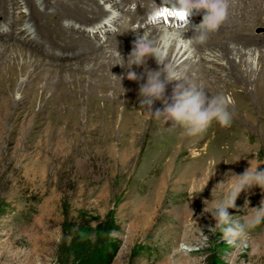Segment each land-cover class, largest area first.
Here are the masks:
<instances>
[{
  "label": "rangeland",
  "instance_id": "obj_1",
  "mask_svg": "<svg viewBox=\"0 0 264 264\" xmlns=\"http://www.w3.org/2000/svg\"><path fill=\"white\" fill-rule=\"evenodd\" d=\"M52 2L60 8L58 0ZM23 6L7 10L17 15L27 12ZM49 17L41 21L52 30ZM250 28L245 24L236 31L251 33L246 32ZM54 29L40 32L57 42L48 38L47 44L60 48V41H68ZM112 36L123 44L129 41L123 34ZM6 38L0 44L18 42ZM24 48L35 50L39 62L11 50L0 53V264H63L76 231L81 239L93 235L98 245L110 239L116 251L110 264H226L229 254L232 264H264V223L250 232L247 249H233L219 230L208 231L215 221L204 212L205 205L211 210L227 193L233 174L250 165L264 170L263 46L247 50L249 66L232 60L238 75L246 74L244 80L230 72L231 62L221 56V48L217 53L202 49L207 64L197 72L180 71L208 95L223 94L234 101L231 127L213 123L195 137L184 135L180 127L170 128L172 121L149 118L139 109L137 95L119 90L120 61L102 67L89 60L84 68L77 65L79 57L55 60L33 46ZM106 49L107 57L115 53L119 59L128 51L120 55ZM176 83L166 85L153 111L163 110L165 101L172 103ZM246 198L250 208L257 207L264 192L259 187L242 192L236 207L228 210L233 218L250 213ZM103 225L111 231L101 230Z\"/></svg>",
  "mask_w": 264,
  "mask_h": 264
},
{
  "label": "clouds",
  "instance_id": "obj_2",
  "mask_svg": "<svg viewBox=\"0 0 264 264\" xmlns=\"http://www.w3.org/2000/svg\"><path fill=\"white\" fill-rule=\"evenodd\" d=\"M171 4L183 17L187 27L184 31H173L170 39L178 40L185 48L205 44L209 35L218 31L228 18V0H171ZM158 12L159 9H155L152 15L156 16ZM201 13L203 15L199 24L189 21V17ZM188 31H192L193 35L183 39L182 33ZM148 57L155 58L157 65L161 66L159 70L146 69L141 75L130 70L127 78L139 83L146 77L144 83H139L138 97L139 109H142L149 118H155L163 123L172 121L170 128L180 127L184 130L183 134L189 137L202 135L213 123L222 128L231 127L233 113L230 106L234 101L230 97L223 94L208 95L203 87L188 83L186 78L173 68L161 47L136 35L127 59L128 68L131 69L133 65L137 67L145 65ZM172 81L178 82L173 88L172 103L165 101L166 106L163 110L153 111L154 103L163 99L166 85ZM233 179L236 183L231 184ZM221 183L225 182L218 184ZM226 183L230 184L229 190L213 202L212 209L208 210L205 205L204 212L210 213L215 221L214 227H209L208 231L214 234L219 230L222 240L233 249H247L250 232L264 223V199H261L259 206L250 208V200L246 198L244 205L251 211L240 218H233L228 210L236 207V200L242 192H247L253 187H259L261 192H264V170H258V167L253 170L250 165L242 174H233ZM226 264H232L231 254L226 259Z\"/></svg>",
  "mask_w": 264,
  "mask_h": 264
},
{
  "label": "bare ground",
  "instance_id": "obj_3",
  "mask_svg": "<svg viewBox=\"0 0 264 264\" xmlns=\"http://www.w3.org/2000/svg\"><path fill=\"white\" fill-rule=\"evenodd\" d=\"M91 1V5L88 8H84L82 6V3L84 2H88ZM0 2H2L1 6H5L6 9L8 8H16L18 6L25 5L27 7V9L29 10V12H31L33 15L37 16L39 19H35L37 22L44 20V18H42L41 14L38 12V9L35 5V0H22V2H20V0H8V2L0 0ZM58 4H59V9L60 11H63V13H61L62 16H71L73 18H80L83 20H93V19H97L99 18L100 20H105V21H109L110 19L111 22H113L111 24V26L113 27V25H118V23H115L114 21L116 20V15L119 12H115V11H120V7L118 5V3L115 0H58ZM101 2H104V4ZM66 4V6L64 5ZM107 4L110 5V9H108ZM61 5V6H60ZM58 8V7H57ZM257 14V13H256ZM112 17V18H111ZM257 18H259V15L257 17H254V20H256ZM202 20L201 16H198V18L196 17L194 22L195 24H199ZM42 23V24H41ZM39 25L40 30L43 29V31H45L46 33H52L53 29H47L44 28V21H41ZM258 20L252 23V28H250L248 31H255L257 29H254L255 26H258ZM43 26V27H42ZM56 29H54L55 31H58V33L60 32V34H62L64 36V38L66 39V41L68 42H63L62 44H59L60 48H62V50H67L68 52H72L74 54L77 55V57H79V61L77 63V65H82L81 67H84L83 65L89 61V60H98L99 64H103L102 67H105L104 65H106L105 63L111 64V62H118L120 61L121 64V68L120 69V78H117V82L116 85L119 87L120 85V89H125L126 94L128 96L130 95H137L138 96V92H139V83H144L146 80H141L139 81V83L137 81H133V80H129L127 78V73L131 70L136 72L138 75L144 74L145 70H152V71H156L159 70V68L161 66L157 65L156 60L154 57H148L146 64L140 67H137L135 65L132 66L131 69L128 68L127 66V59H128V55L132 49L133 46V42L136 39V35L131 34L130 32H125L123 37H129V41L125 44H123L121 42V39L116 38L114 36H112V34H110L108 39H112L113 38V43H111V45L109 46L110 49H113V51L117 50L119 51L118 54H120V52L122 51H126V49H128L127 52H122V54H124V56L117 58V56L115 55V53L110 54V57H107L108 55H106L108 52H110V50L104 49L100 44L95 43L93 41H90L89 39H87L86 37L79 35L78 32H72L70 30H68L67 28H65L64 26H56ZM111 28V27H110ZM146 28V27H145ZM260 28V27H259ZM118 29H121L118 28ZM150 30H148L147 32H139L137 34V36H142V37H146L145 39L152 41L156 46H159L163 49V51L166 53L168 60L171 62L173 68L180 72L185 69H187L188 71L192 72H197V69H201L204 68L206 64L204 63V55L206 53H202V45H194L188 48H185L183 45H181L179 43L178 40H173L170 39V35L173 32V30L168 29L166 26H162V27H150ZM177 29H175L176 31ZM242 30V28H241ZM178 31H184V30H178ZM247 31V30H246ZM261 31V30H258ZM189 32L192 33V31H188V32H184L182 33V38L183 39H188L189 37ZM241 32V31H240ZM124 33V32H122ZM120 33V34H122ZM13 38V37H12ZM116 38V39H115ZM48 40V37L45 38V40ZM14 41H18L16 43H11L9 45L5 44V43H1L0 44V53H5L6 51H13L14 53L18 54L19 56L22 57H26L29 58L30 60L34 61V62H39L38 59H35V57L37 58L39 55L35 50L32 49H25L24 45L26 46H33L36 49H39L40 51H42V47L41 46H34L32 44L26 43L21 41L22 39L20 38V40L18 39H12ZM49 41V40H48ZM249 43H246L244 47H237L239 45L233 44L231 42H226V41H222L219 43H214L213 45H211L208 49L209 51L214 52L216 49L221 48L222 51V57L228 58L231 62L230 65V72H232L233 74H236L237 76H239L240 79H243L246 77V74H239L238 75V65H236L235 61L232 60H241L242 63H247L248 62V51H253V50H257L260 47H264V43H261L259 46H252L254 44V41L249 40ZM21 43V44H20ZM50 45V43H48ZM64 45V46H63ZM127 45L126 49H123L124 46ZM236 45V46H235ZM252 47V48H250ZM59 48V49H60ZM250 48V49H249ZM90 49V50H88ZM100 49V50H99ZM261 50V49H259ZM258 50V51H259ZM263 50V48H262ZM98 51V52H97ZM216 52V51H215ZM94 53V54H93ZM217 53V52H216ZM219 53V52H218ZM253 54V52H251ZM258 53V52H257ZM261 53V52H260ZM259 53V54H260ZM117 54V52H116ZM117 54V55H118ZM210 54V53H209ZM220 54V53H219ZM121 55V54H120ZM216 56V55H214ZM260 56V55H257ZM252 57V55L250 56V58ZM34 58V59H33ZM221 58V57H220ZM260 58V57H259ZM40 59V58H39ZM252 59V58H251ZM254 59V58H253ZM29 60V61H30ZM41 60V59H40ZM211 60V59H210ZM222 61V59H219ZM250 60V59H249ZM23 61V59H22ZM42 61H45L48 65H53V66H58L55 62H48L45 59H43ZM213 61V60H212ZM90 62V61H89ZM235 62V63H234ZM253 62V60L251 61ZM88 63V62H87ZM86 63V64H87ZM97 63V62H96ZM228 63V62H227ZM264 63V62H263ZM221 64V63H220ZM24 66L26 64H23ZM29 65V64H28ZM62 65V64H61ZM112 65V64H111ZM215 65V63H214ZM224 65V63H223ZM241 65V64H240ZM248 65V63H247ZM47 66V65H46ZM64 66V65H63ZM220 66V65H219ZM227 66V65H226ZM225 66V67H226ZM249 66V65H248ZM43 67V66H42ZM87 67V66H86ZM115 67V65H114ZM212 67V66H211ZM223 67V68H225ZM255 67V66H254ZM258 67V66H257ZM264 67V66H263ZM51 68V67H50ZM70 68V67H69ZM85 68V67H84ZM108 68V67H107ZM247 68V67H246ZM18 69V68H17ZM26 69V68H25ZM60 69V67H59ZM66 69V68H65ZM90 69V68H89ZM103 69V68H102ZM208 69V67L206 68ZM226 69V68H225ZM243 69V68H242ZM67 70V69H66ZM204 70V69H203ZM219 70V69H218ZM217 70V71H218ZM224 70V69H223ZM228 70V71H229ZM253 70V69H252ZM259 70V69H258ZM117 71V70H115ZM186 71V70H185ZM209 71V70H208ZM76 72V71H75ZM85 72V71H84ZM204 72V71H203ZM219 72V71H218ZM245 72V71H244ZM252 72V71H251ZM87 73V72H86ZM104 73V72H103ZM111 73V72H110ZM190 73V72H189ZM188 73V74H189ZM223 73V72H222ZM242 73V72H240ZM247 73V72H246ZM83 74V73H82ZM92 74V73H91ZM116 74V73H114ZM200 74V73H199ZM208 74V73H207ZM227 74V73H226ZM256 74V73H255ZM98 75V74H97ZM106 75V74H105ZM204 75V74H203ZM209 75V74H208ZM252 75V74H251ZM261 75V74H260ZM17 76V75H16ZM96 76V75H95ZM184 76V75H182ZM193 76V75H192ZM196 76V73H195ZM194 76V77H195ZM210 76V75H209ZM215 76V75H214ZM250 76V75H249ZM259 76V75H258ZM193 77V78H194ZM202 77V76H201ZM116 78V77H115ZM163 78V77H162ZM192 78V77H191ZM197 78H199L197 76ZM204 78V76H203ZM201 78V79H203ZM207 78V77H206ZM211 78V77H210ZM251 78V77H250ZM214 79V78H213ZM195 81V79H192ZM237 80V79H236ZM68 81V80H66ZM190 81V80H189ZM250 81V80H249ZM252 81V79H251ZM8 82V81H7ZM12 82V81H11ZM62 82V81H61ZM173 82V81H172ZM177 82V81H175ZM192 82V81H191ZM196 82V81H195ZM198 82V81H197ZM196 82V83H197ZM210 81H208L209 83ZM221 82V81H220ZM247 82V81H246ZM178 83V82H177ZM242 83V82H241ZM194 84V83H192ZM198 84V83H197ZM240 84V83H238ZM247 84V83H246ZM16 85V84H15ZM64 85V84H63ZM114 85V84H113ZM176 85V84H175ZM200 85V84H199ZM223 85V83H222ZM257 85V84H256ZM60 86V85H59ZM198 86V85H196ZM204 86V85H203ZM224 86V85H223ZM240 86V85H239ZM238 86V87H239ZM199 87V86H198ZM234 87V86H233ZM264 87V86H263ZM61 88V87H60ZM59 88V89H60ZM63 88V87H62ZM227 89V88H226ZM229 89V88H228ZM257 89V88H256ZM263 89V88H262ZM29 91V90H28ZM68 91V90H67ZM237 91V90H236ZM53 92V91H52ZM112 92V91H111ZM121 93V91H119ZM233 92V91H232ZM231 92V93H232ZM68 93V92H67ZM166 93V92H165ZM164 93V94H165ZM61 94V93H60ZM209 94V93H208ZM217 94V92H216ZM237 94V92L235 93ZM66 95V94H65ZM246 95V94H245ZM136 96V97H137ZM124 97V96H123ZM32 99V98H31ZM130 99V97H129ZM235 99V98H234ZM43 100V99H42ZM60 100V99H59ZM137 100V99H136ZM165 100V99H164ZM42 102V101H41ZM129 102V101H128ZM134 102V101H133ZM170 102V101H169ZM168 102V103H169ZM156 103V102H155ZM162 103V102H161ZM158 104V103H157ZM157 106V105H156ZM158 108V107H157ZM131 109V108H130ZM245 110V108H244ZM144 112V111H143ZM156 123V122H155ZM162 123V122H159ZM158 123V124H159ZM161 125V124H159ZM158 125V126H159ZM170 125V124H169ZM236 126V125H235ZM154 129V128H153Z\"/></svg>",
  "mask_w": 264,
  "mask_h": 264
},
{
  "label": "trees",
  "instance_id": "obj_4",
  "mask_svg": "<svg viewBox=\"0 0 264 264\" xmlns=\"http://www.w3.org/2000/svg\"><path fill=\"white\" fill-rule=\"evenodd\" d=\"M101 230L111 231V228L103 225L101 226ZM77 233L78 231L75 232L74 239L69 242L68 254L70 258L62 259L63 264H72L77 261L82 264H110L112 262L116 251L110 239L98 245L99 241L93 235H89L88 233L85 239H81ZM91 254L99 255V257H91Z\"/></svg>",
  "mask_w": 264,
  "mask_h": 264
},
{
  "label": "snow or ice",
  "instance_id": "obj_5",
  "mask_svg": "<svg viewBox=\"0 0 264 264\" xmlns=\"http://www.w3.org/2000/svg\"><path fill=\"white\" fill-rule=\"evenodd\" d=\"M166 13L169 14V15H177V16L180 17L181 20H183V17H181L179 13H169L167 8H163L161 11H159L157 13L156 16L159 17V16H162V15H164Z\"/></svg>",
  "mask_w": 264,
  "mask_h": 264
}]
</instances>
